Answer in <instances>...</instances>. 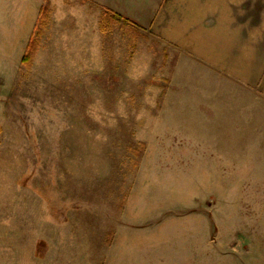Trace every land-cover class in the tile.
I'll use <instances>...</instances> for the list:
<instances>
[{
  "label": "rangeland",
  "instance_id": "obj_1",
  "mask_svg": "<svg viewBox=\"0 0 264 264\" xmlns=\"http://www.w3.org/2000/svg\"><path fill=\"white\" fill-rule=\"evenodd\" d=\"M162 1L0 0L2 264H264V74L168 41Z\"/></svg>",
  "mask_w": 264,
  "mask_h": 264
},
{
  "label": "crops",
  "instance_id": "obj_2",
  "mask_svg": "<svg viewBox=\"0 0 264 264\" xmlns=\"http://www.w3.org/2000/svg\"><path fill=\"white\" fill-rule=\"evenodd\" d=\"M156 8L153 27L168 41L190 46L241 83H258L264 74V29L258 32L257 21L248 13L250 0H163ZM165 17H171L170 22ZM260 26L264 27V17ZM61 57L70 68L66 72L76 73L79 58Z\"/></svg>",
  "mask_w": 264,
  "mask_h": 264
},
{
  "label": "trees",
  "instance_id": "obj_3",
  "mask_svg": "<svg viewBox=\"0 0 264 264\" xmlns=\"http://www.w3.org/2000/svg\"><path fill=\"white\" fill-rule=\"evenodd\" d=\"M41 14L44 15V9L43 8L41 9ZM33 42H34V40L31 38V40H30V42L28 44V50H27L26 54L23 57V62L24 63L30 64V62H31L32 52L34 50Z\"/></svg>",
  "mask_w": 264,
  "mask_h": 264
}]
</instances>
